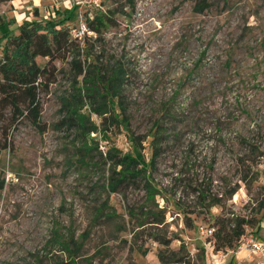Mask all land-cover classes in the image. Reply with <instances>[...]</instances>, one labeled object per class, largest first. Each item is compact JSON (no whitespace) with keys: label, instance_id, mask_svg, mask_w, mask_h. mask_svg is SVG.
I'll use <instances>...</instances> for the list:
<instances>
[{"label":"rangeland","instance_id":"374dc122","mask_svg":"<svg viewBox=\"0 0 264 264\" xmlns=\"http://www.w3.org/2000/svg\"><path fill=\"white\" fill-rule=\"evenodd\" d=\"M130 1L103 0L93 13L111 22L54 61L43 130L0 120V264H228L239 251L253 264L244 249L212 261L205 232L223 216L264 239V0ZM55 2L2 0L0 16L16 33L72 9ZM95 67L120 69L126 129L95 111L108 100ZM131 136L147 161L156 139L148 180L110 179L107 151H132Z\"/></svg>","mask_w":264,"mask_h":264},{"label":"trees","instance_id":"16d2710c","mask_svg":"<svg viewBox=\"0 0 264 264\" xmlns=\"http://www.w3.org/2000/svg\"><path fill=\"white\" fill-rule=\"evenodd\" d=\"M132 2L133 0L130 1V3ZM108 11L111 12L112 10ZM72 15H74V19H72ZM110 19L109 12H96L87 22L88 29L92 32H100L105 23L111 22ZM7 20L0 16V43L3 41L0 50V120L7 121L9 125H15L22 119H26L38 130H43L44 127L40 118L42 107L39 91L41 88L47 87L49 82L54 81L55 60H63L70 53H72L73 58L79 57L80 42L73 36V27L71 26L75 22V10H68L65 16L60 18L45 20L34 18L31 21L23 22L18 26L16 33L10 32L11 23L9 24ZM86 38L87 36L83 38L82 42ZM36 57L48 58L47 64L52 70L45 65L40 66ZM81 69L82 74H80L83 76L80 77V80L81 84H84L91 71L87 73L84 68L85 72L83 73V68ZM119 76V68L116 71L115 69L111 70V72L97 67L92 70V77L97 79L108 99L106 103H102L94 109L101 115L110 111L117 127L126 129V121L119 117V112L115 108L116 101L114 98L119 88L115 83ZM80 116L84 117L83 115ZM134 140L133 137L132 151L125 152L120 149H118L120 152L115 151L114 153L109 152L110 150L107 151L115 173L114 176H110V179L114 177L115 181L125 180L143 175L148 180L146 171L149 170L156 154L154 152L156 139L153 137L150 141L152 153L149 161L145 158L144 153L137 148ZM108 149L111 148L108 147ZM118 166L120 168L116 170L115 167ZM245 224L244 220H239L231 227L225 217L218 216L214 221L216 228L212 237L206 236L212 239V247L216 251L233 249L238 246L240 238L245 234ZM73 261L65 264H74ZM161 261L167 264L163 260Z\"/></svg>","mask_w":264,"mask_h":264},{"label":"built area","instance_id":"2783aa9c","mask_svg":"<svg viewBox=\"0 0 264 264\" xmlns=\"http://www.w3.org/2000/svg\"><path fill=\"white\" fill-rule=\"evenodd\" d=\"M61 1L70 2L72 9L75 10V22L72 29V34L79 42H82L86 34L92 32L88 29L87 22L93 17L94 9L101 6L102 0H59V2H55L50 6L51 10L54 11L59 8ZM212 231L213 228L206 230L205 235H211ZM206 245H208L212 261L218 263L220 260H222L224 256L223 251L218 250L214 252L210 242H207ZM235 249H244L247 251L249 256L256 255L257 260L255 264H264V239H260L252 233H245L240 238L238 246H236L234 249H231V252Z\"/></svg>","mask_w":264,"mask_h":264},{"label":"crops","instance_id":"0c3cea01","mask_svg":"<svg viewBox=\"0 0 264 264\" xmlns=\"http://www.w3.org/2000/svg\"><path fill=\"white\" fill-rule=\"evenodd\" d=\"M240 253H242V251H239V253H237L235 256H230L229 261H228V264H233L234 262H236L238 264V259H236V258L239 257V259H240V256H239ZM207 256H208V254H207ZM243 257H245V254H243ZM249 257L253 259L252 260L253 261V264H255V262L257 260V256L256 255H252V256H249ZM207 259H209V256L207 257Z\"/></svg>","mask_w":264,"mask_h":264}]
</instances>
